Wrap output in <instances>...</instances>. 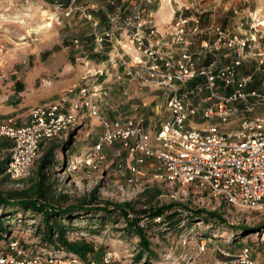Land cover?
Returning <instances> with one entry per match:
<instances>
[{
  "label": "rangeland",
  "instance_id": "1",
  "mask_svg": "<svg viewBox=\"0 0 264 264\" xmlns=\"http://www.w3.org/2000/svg\"><path fill=\"white\" fill-rule=\"evenodd\" d=\"M95 0H76L79 9L85 7L93 13ZM65 0L51 5L40 6L38 2L28 0H0V94H4L5 101L10 103V98L15 97L11 93L10 82L14 77L25 79L35 71H40L36 77L35 85L46 84L58 79V76L47 77L49 74L41 73L38 70L46 65L49 58L55 59L56 55L62 52L61 49L69 48L68 58L71 65L78 71V79L74 82L79 90L82 85H101V89L106 91L101 103V110L104 115L110 118L142 116L145 119V127L149 132H153L158 125L159 114H155V105L163 103L161 97L162 90L150 85L143 86L138 82L132 83L117 80V76L122 71V66L113 62L117 60V54H123V59L130 61L132 45H130L131 28L128 33H122L123 29L117 24L110 22L109 15L122 11L117 5L116 12H111L107 17V23L99 15H94L98 19L95 31L110 29L113 32V42L126 44L127 50H110L109 43L105 42L102 48L95 49L93 41L91 23L81 15L80 10L73 9L69 16H63L59 20H53L51 25L46 22L51 21L48 16L57 12L59 3L63 6ZM93 2V3H92ZM122 19L131 13L134 6L144 9L138 0H128ZM164 0H150L145 2L144 16L156 20L154 12L166 7L171 13L181 3L187 8H183V13L200 16L202 27L209 22H217L224 28L232 25L240 34L249 36L256 32V45L250 54L244 59L241 73L250 75V87L264 89V63L258 62L259 54L264 55V0H171V3ZM154 4V8L152 7ZM74 7V6H73ZM154 12H153V11ZM236 12H235V11ZM99 12V11H97ZM110 12V11H109ZM162 12V9H161ZM160 12V13H161ZM251 14V15H250ZM156 24V23H155ZM47 25L46 27H44ZM104 25V26H102ZM157 26V25H156ZM131 29V30H130ZM83 36H79L81 32ZM86 33V34H84ZM62 40V42H61ZM75 40L77 42H75ZM188 48L191 51L198 49L197 39H192ZM131 48V51H128ZM68 50V49H65ZM74 51V55H73ZM68 53V52H67ZM52 54L51 56H49ZM226 51L218 52L216 56L207 55L198 61L199 66H210L212 70L217 65L222 64L227 57ZM97 58V60L94 58ZM110 58V59H109ZM101 70V73L99 72ZM24 81V80H23ZM194 81H191L192 84ZM200 82V81H199ZM197 83V82H195ZM193 83V84H195ZM14 94V95H13ZM67 96L65 92L60 95ZM204 92L201 96L204 97ZM72 102V101H71ZM12 103V102H11ZM255 112L264 115V108L256 107ZM162 115V114H161ZM16 117L19 123H24L19 115H7ZM3 116L0 122L4 121ZM242 115H238L235 121H229L223 128H235ZM7 118V117H6ZM3 119V120H2ZM85 115L82 125L71 130L66 139L62 141L50 140L44 143L38 150L37 157L28 168V172L23 177L13 180L5 172L0 174V190L7 194L9 192L19 193L18 198H23L26 192L30 198L35 197L34 184L39 180L40 175L37 170L38 164L44 152L49 147L53 157L49 165L43 170V187L45 196L39 202H46L60 209L68 205H83V209L94 208L96 205L102 206L104 202L119 203L128 201L134 211L143 208L149 209L153 206L168 204L170 201H179L184 204L178 213L166 212L162 218L149 220L145 216L140 217V225L144 227V233L149 242L150 254L141 250L139 236L134 229L127 226L125 219L118 209L108 206L110 212L81 211L80 208L65 216H52L49 220L51 232H54L52 223L64 230V235L68 240H87L92 243L93 251L89 255L100 260L105 252L113 254L114 264H210L214 259L220 258L216 246L226 249L228 252L239 250L241 246H248L254 250V255L260 257L259 249L264 245L261 236L264 234V209L255 211H240L227 205L223 198H211V206H200V203L193 202L192 193L185 196L174 185H163L150 181L152 166L150 160L138 165L137 180L130 185L126 182V177L121 175V171L115 167V154L120 150L121 155L117 157L123 167L129 165L133 159L128 157L127 152L119 146L113 145L105 148L108 154L109 165L103 171H89L87 169L70 170L66 168L69 159L78 157L84 153L85 148L93 143L99 132L96 120ZM202 121V120H201ZM84 123H88L84 125ZM0 137V161L8 157V148ZM5 139V138H4ZM8 145V143H6ZM155 189L160 192L156 194ZM92 194L95 199L90 201ZM92 202V203H90ZM221 205H220V204ZM92 206V207H91ZM196 209H205L204 212L197 213ZM210 212H216L217 216H211ZM47 229L43 215L32 210H20L19 206L0 207V232L7 238H16L26 246L40 249L49 247V242L43 235ZM55 237V233H53ZM202 242L204 246L202 247ZM141 254V258L137 255Z\"/></svg>",
  "mask_w": 264,
  "mask_h": 264
},
{
  "label": "built area",
  "instance_id": "2",
  "mask_svg": "<svg viewBox=\"0 0 264 264\" xmlns=\"http://www.w3.org/2000/svg\"><path fill=\"white\" fill-rule=\"evenodd\" d=\"M138 1L144 9L134 6L124 20L120 19L128 4L115 13L117 19L109 15L110 22L118 28L124 26L123 32L132 29L130 61L117 54L113 66H122L117 80L162 90L164 100L155 105V114L160 117L153 132L147 130L142 116L107 117L101 110L106 91L99 83L82 85L68 108L65 95L33 106L25 123H19L16 117L0 122V137L10 143L3 171L13 180L26 175L39 148L50 140L66 139L71 130L83 124L86 115L96 120L98 136L84 153L69 159L67 169L103 171L109 165L105 148L119 144L133 161L123 167L117 159L121 152L117 150L115 167L130 185L137 180L138 165L150 160V181L174 185L185 196H189L187 191L191 192L192 201L200 206H211V198H223L236 210L264 209V115L255 112L256 107L264 108V89L250 87L251 76L241 73L244 59L251 49L257 48V28L246 36L213 21L202 27L200 16L183 13L187 7L181 3L171 10V19L159 30L153 17L143 14L145 2L150 0ZM76 6V0L66 6L59 3L57 12L48 16L51 21L46 24L69 16L73 9H79ZM79 10L93 27L96 50L105 42L113 52L127 50L126 44H114L110 29L95 31L98 19L90 9ZM192 39H197L195 51L188 48L194 43ZM222 50L227 59L215 69L210 68L213 63L199 66L201 58L216 56ZM253 53L259 54L258 62L263 64L264 55ZM193 80L197 83L191 84ZM239 114L242 117L235 128H223ZM198 120L207 125L196 128ZM260 241H264V234ZM201 244L203 247L205 243ZM260 247L258 258L248 246L232 253L216 246L221 257L210 264H264V246ZM113 257L111 252H105L98 260L89 254L81 257L54 247L34 249L0 232V264H114Z\"/></svg>",
  "mask_w": 264,
  "mask_h": 264
},
{
  "label": "trees",
  "instance_id": "3",
  "mask_svg": "<svg viewBox=\"0 0 264 264\" xmlns=\"http://www.w3.org/2000/svg\"><path fill=\"white\" fill-rule=\"evenodd\" d=\"M3 144L6 145L4 147L9 148V141L2 138L1 139ZM8 143V145L6 144ZM56 148L54 146H51L48 148L46 152L43 153L42 158L38 164V172L40 175V178L38 181L35 182L33 188L35 197L32 199L29 195L24 193L23 198L17 199V194L15 192H9L7 194L3 193L0 190V207L6 208L10 206H19L20 210H32L33 212L36 211L38 213H41L43 215V220L46 221L47 229L45 231V234L43 237L44 239L49 242V247H54L58 249H62L66 253L72 252L75 253L81 257H86L88 252L93 251V245L89 241L85 240H68L67 237L64 235V230L62 229L57 221L55 223H52L54 229V232H51V225H49V219L52 218V216L56 215H62L65 216L68 213L73 212L74 210L80 208L81 211L89 210L88 212H91L94 210V212L98 211H104V212H110V210H107L108 206H112L113 209H118V211L121 212L122 217L125 219L126 225L133 228L136 235L139 236V245L141 250L146 251L147 255L150 254L151 251H149V242L146 238V234L144 233V227L140 225V221L142 216H145L149 220H153L156 218H162L164 215H166V212H170V210H173L171 213H178L177 211H180L184 206L179 201H170L168 204H161L157 206H153L152 208L146 209L143 208L141 210L134 211L132 209L131 203L128 201L119 202V203H111V202H104L102 206L96 205L94 208L90 209H83V205H68L67 207L60 209L58 207H55L53 205H49L46 202H39L41 201L42 197L45 196L44 187H43V179H44V168L49 165L52 161L53 152L52 150ZM7 157L0 161V174L4 171V163L6 162ZM156 194L160 192L159 189H155ZM95 196L92 194V198L90 201L94 200ZM92 203V202H90ZM92 207V206H91ZM205 209H196L197 213L204 212ZM211 216H217L216 212H210ZM53 233H55V237L53 236ZM137 258H141V254L137 255Z\"/></svg>",
  "mask_w": 264,
  "mask_h": 264
},
{
  "label": "crops",
  "instance_id": "4",
  "mask_svg": "<svg viewBox=\"0 0 264 264\" xmlns=\"http://www.w3.org/2000/svg\"><path fill=\"white\" fill-rule=\"evenodd\" d=\"M24 1L28 3V0H24ZM31 1L38 2L40 6H44L46 4L53 6L54 3L58 2V0H31ZM127 1L128 0H95L94 1L95 9L93 13L94 15L97 14L102 18L104 17V19H106V17L111 12L113 13L118 11L117 5H119L121 8H124L127 5V3H129ZM69 2L70 0H65L64 3L66 4ZM151 5H153L152 6L153 8L155 7L154 4ZM161 9L156 10V12L152 10L155 14L156 17L155 23L159 30H162L163 27L165 26V23L168 22L172 17V14L169 13V9L167 8V6L161 7ZM105 21L106 22H104V24L107 23V19ZM233 28L236 29L232 25L231 29ZM124 33L125 32L122 33V36L124 35ZM82 34L83 32L80 33L79 36H81ZM65 49L64 48L61 49L62 52L60 53L59 51V54L55 56L56 57L55 59L52 60V58H49L48 60L49 62L46 65H43L40 68H38V70H41V73L49 74L47 77L50 78L51 76L52 77L58 76V79L52 80L48 84L39 83V86L38 85L36 86L35 85L36 77H38L40 71H35L33 74L28 75V77H26L25 79H21L18 76L13 78V80L10 82L11 84L10 86L12 88V90L10 91L11 93L15 94V97L12 96L9 99L10 103H8L4 100L6 96L4 94H0V118L3 116L8 117L7 115L16 116L23 112L25 113V116L22 117L23 119L21 120H23L25 123L28 121V115L33 106L48 104L49 102L58 99L59 96L64 94L65 92L68 94L65 103L66 108H68V106L71 103V100L74 99L78 93V89L76 88L77 86L74 83L78 79V75L74 71L75 70L78 71V68L75 67L76 64L73 67L70 63L71 62L70 59L68 58L69 51H71L72 49L69 48H65ZM51 55L52 54H50L49 56ZM73 55H74V51H73ZM95 59L97 60L96 57L94 58V60ZM134 84L135 83H132L130 85L132 86ZM94 120H92L91 122H93ZM86 124L84 123V125ZM206 125H207L206 121L198 120L194 126L198 129H202Z\"/></svg>",
  "mask_w": 264,
  "mask_h": 264
},
{
  "label": "bare ground",
  "instance_id": "5",
  "mask_svg": "<svg viewBox=\"0 0 264 264\" xmlns=\"http://www.w3.org/2000/svg\"><path fill=\"white\" fill-rule=\"evenodd\" d=\"M165 2H169V0H164ZM264 24V23H263Z\"/></svg>",
  "mask_w": 264,
  "mask_h": 264
}]
</instances>
